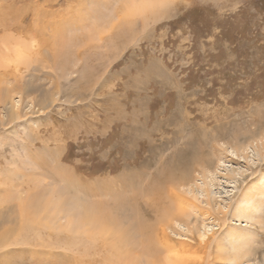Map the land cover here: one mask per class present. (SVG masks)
I'll return each mask as SVG.
<instances>
[{
    "label": "rangeland",
    "instance_id": "374dc122",
    "mask_svg": "<svg viewBox=\"0 0 264 264\" xmlns=\"http://www.w3.org/2000/svg\"><path fill=\"white\" fill-rule=\"evenodd\" d=\"M37 4L56 12L55 24L39 27L55 28L54 47L65 52L46 50L23 72L40 75L41 90L13 93L20 118L0 103V216H11L0 228H9L0 264H119L116 236H101L111 218L93 215L90 228L69 214L77 224L69 223L78 209L61 206V187L71 183L57 184L61 219L21 222L33 171L92 182L88 195L79 189L83 204L113 216L121 207L123 227L145 223L133 220L141 189L176 190L190 217L162 224L177 254L194 264H264V0H0V12L20 9L26 27ZM80 16L84 28L72 32L82 38L61 46Z\"/></svg>",
    "mask_w": 264,
    "mask_h": 264
},
{
    "label": "bare ground",
    "instance_id": "6f19581e",
    "mask_svg": "<svg viewBox=\"0 0 264 264\" xmlns=\"http://www.w3.org/2000/svg\"><path fill=\"white\" fill-rule=\"evenodd\" d=\"M40 6L41 4H37V7H35L34 9L35 11L32 12L34 19L26 27L22 25L24 21L23 18L24 16H22V13H20L21 12L20 9L18 10L17 8L13 10L10 7L12 9V12H10L11 14L9 15L0 12V103H3L5 105L6 112L8 113V115L12 120L21 117L19 116L21 115V113L19 111L20 109H18V105L11 98L13 93L21 94L24 90H29L33 92H37L41 90V85H40L41 83H39L40 81L39 79H41L39 78L40 75L37 77L32 76L31 79H25L23 72H29L27 70H30L32 66L31 64L35 60H38L40 56H43L46 50L53 51L54 56H57L58 54L65 52V50L63 51L57 50L58 47L56 46L54 47L56 43V38L58 37L57 30L55 28H53L51 31H49L50 33H48L46 28L43 31L40 28L41 26L39 27V24H42V26L55 24L54 22L55 19L57 18L56 12L49 13L50 12L49 11L47 13L45 12V10L40 9ZM14 17H16V19ZM78 19L77 21L75 20L76 26L73 25L74 27L70 28L69 31L63 34L60 33L59 35V37L63 39L62 42L63 44H61V46L62 45L64 46L66 44L65 48L68 47L67 49H69L70 44L72 45V43L77 42L78 39L82 38L81 36L82 33L74 34L72 32V31L79 32L84 28L83 26L78 25L80 23L79 21H82L81 19L83 18L80 16ZM27 38H30L31 40H33V42H35V44H33L30 48H27L25 44L26 42L24 39ZM50 45H52L51 47H54L51 50L49 49ZM82 49L84 50V48ZM80 52L77 51V55H79ZM25 62H30V63L27 64ZM35 66L37 65H34V68ZM16 109L18 110L16 111ZM33 173L34 175L29 179L26 189L27 199H24L21 202V204L19 203V208L22 210V215L20 214L21 222L25 223L26 225L30 226L29 222L33 224L34 223L41 224V222L45 220H49L48 221L49 223L54 217H56V219L58 217L59 219H61L65 215V212L61 213V209L58 206L59 199L57 197L58 194L57 184L61 183V181H66V183L69 184L71 183L73 190L69 191L70 187H61L60 185L62 191H65L61 193L68 194L66 202L64 203V200L61 201L63 202L61 203V206L67 208H69V206H72L73 209H78V211H72L66 213V216L69 218V223L73 225L77 224V220L73 218L72 215H79L80 217L85 218L84 220L85 222H88V226L90 228L92 227L91 224L93 222V215L101 216V221L105 220L104 218H111L115 227H113L111 230L107 229L108 231L105 234L101 233V236H107V233L109 235L116 236V240L114 241L117 243V247L121 251L119 253L120 255V260L118 261L119 264H194L193 263L194 261L193 260L191 261L188 257L182 254H177L176 248H178V244L172 242L169 235L166 233L165 229H163L162 221L170 223V221L178 217L179 214H186L187 217H190L188 216L190 215L189 214L190 210L188 211L186 207L185 208L183 207V205H186L185 201L186 203L188 202V199L185 198L184 196L181 197V195H179V192H177L176 190L167 189L168 191L166 197L163 196L161 191H159L158 194L153 195L148 190V188L141 189L140 180L142 176L140 175L139 179H137L136 177V179L133 180V182L139 183V188L141 189V193L138 194L140 196H137V200L135 198L136 204L134 203L135 206L133 208H139L143 210L142 212H138L139 210L136 212L134 210L137 214L135 213L136 215L133 220L143 218L145 220V223L138 224L133 222L134 226L123 227L119 225L118 222V219H122L126 217V214L122 215L124 213H122L121 207L115 210L116 214L115 216H113V214L115 213L114 210L112 211L110 210V208L108 210H104L102 209L103 207H98L90 203L88 205L87 204L88 197L84 193L80 194L81 193L80 190L84 191V189H87V191L85 192H87L88 195L89 188L93 186L92 182L87 181V183H84L80 181H75L73 180L74 178L71 177L68 179L67 177H64L63 174L60 175L59 172L58 173L51 172L49 174H46L47 172L41 171L40 174H36L33 171ZM136 188L138 189V187ZM167 188L170 187L168 186ZM72 191L74 194L70 195ZM0 193H1V189H0ZM206 194L209 195L208 190H206ZM118 196L121 197V195ZM22 197L23 196L21 195V198ZM143 197H145L148 200L144 202V200L146 199L143 200ZM153 198L154 200H152ZM86 200L87 203L86 205H84L83 201L86 202ZM151 200L155 201V204L157 202L156 204L157 206L155 207L156 210L154 212L153 217H151L152 209L150 208L154 206H151L150 204H154V203H152ZM247 200L248 199H246L247 208H245V210L250 211L251 208L249 206L250 202ZM148 201L150 204L148 203ZM56 211L60 212L62 216L59 213L56 214ZM241 211L239 210V212ZM150 217L154 219L151 220ZM6 218L4 219V217L0 216V228L3 226L4 222H7V220L11 218V216L9 217L6 216ZM155 220H157V222L153 224L152 222H154ZM72 229L75 230V228ZM38 230L41 231V226H38ZM8 231L9 228L6 231L0 232V239L5 237ZM177 233L179 232L177 231ZM91 234H93V231L91 232ZM198 235L201 239V242L205 243L207 238L206 232L199 233ZM201 242L199 243L197 242V243L198 246L203 249V244ZM108 245L111 246L110 244ZM179 246L184 250L191 249V246L185 242H180ZM91 247H94V244H90V248ZM205 247L206 245L204 246V248ZM73 260L76 259L73 258ZM97 262L99 263V261Z\"/></svg>",
    "mask_w": 264,
    "mask_h": 264
}]
</instances>
